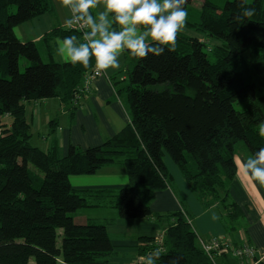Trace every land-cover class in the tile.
<instances>
[{"label":"trees","instance_id":"trees-1","mask_svg":"<svg viewBox=\"0 0 264 264\" xmlns=\"http://www.w3.org/2000/svg\"><path fill=\"white\" fill-rule=\"evenodd\" d=\"M245 6L255 14L237 21L238 0H205L195 15L187 0L186 28L204 39L179 33L175 51L136 58L126 83L113 79L130 122L99 145H70L60 156L55 143L47 150L30 143L25 102L56 97L69 106L94 60L88 68L53 60L55 40L76 35L82 41L79 30L55 27L38 41L17 38L14 27L52 12L51 0H0V264H106L113 250L106 227L115 218L73 219L103 207L122 219L169 220L160 245L159 235L141 237L139 255L159 252L154 264H264L256 252L239 259L217 251L215 263L210 260L163 159L168 154L203 208L219 203L227 228L237 229L243 213L230 195L235 145L244 141L250 157L264 147V0ZM20 57L27 60L23 71ZM112 163L126 169L127 186H71L69 176ZM164 188L172 189L180 208L153 214L155 192Z\"/></svg>","mask_w":264,"mask_h":264},{"label":"crops","instance_id":"crops-1","mask_svg":"<svg viewBox=\"0 0 264 264\" xmlns=\"http://www.w3.org/2000/svg\"><path fill=\"white\" fill-rule=\"evenodd\" d=\"M195 1L197 0L189 4L201 10L205 0L197 1L200 4ZM51 2L52 12L44 13L14 27L17 38L21 41H38L55 27L67 29L64 20L69 15L68 10L62 8L58 0H51ZM97 10L100 9H90L94 18ZM181 33L200 40L204 39L202 35L187 28ZM57 40L53 44V60L67 61L57 52ZM208 42L216 44L214 40ZM135 61L136 58L125 51L120 57L118 69H108L107 75L93 77L89 88L80 92L76 101L69 106H64L56 97L25 102V117L31 132L30 143L42 150H47L51 144L55 143L59 155L64 156L70 145L87 148L99 145L115 135L130 122V116L123 99L116 94L114 82L119 79L121 83L118 85L126 83L127 71ZM114 77H116L115 81ZM247 158L249 156L235 152L236 173L230 195L241 208L243 217L237 220L235 223L237 229L234 230L227 228L222 214L223 207L219 203L203 208L172 160L164 157V162L181 195L190 204L189 210L193 215L192 226L199 240L205 241L211 237L225 239L227 236L234 242L243 244L247 239V242L254 247L259 260H264V185L253 180L245 171L243 161ZM69 182L72 187L81 189L122 187L127 186L129 180L124 166L112 163L102 166L94 174L71 175ZM179 208L180 203L171 188L156 191L150 204L153 214H164ZM88 218H115L114 223L106 227L113 245L106 264H136L140 246L144 243L141 237H157L165 231L169 222L168 219L158 222L152 217L122 219L117 217L114 209L104 207L78 211L73 219L75 223L82 224L86 223ZM249 261L244 260L240 264H252Z\"/></svg>","mask_w":264,"mask_h":264},{"label":"clouds","instance_id":"clouds-1","mask_svg":"<svg viewBox=\"0 0 264 264\" xmlns=\"http://www.w3.org/2000/svg\"><path fill=\"white\" fill-rule=\"evenodd\" d=\"M68 10L64 23L72 29L82 23V41L76 35L57 40V52L72 65L90 66L95 74L107 75L108 69L120 67V57L127 51L133 58L159 57L175 51L178 34L186 31L187 0H58ZM242 12L234 19L250 18L255 9L238 0ZM99 8L94 18L90 9ZM112 19H109V16ZM114 25L118 27H114ZM264 134V133H262ZM238 159V158H237ZM250 177L264 185V147L243 161ZM159 252L150 254L146 264H154Z\"/></svg>","mask_w":264,"mask_h":264},{"label":"built area","instance_id":"built-area-1","mask_svg":"<svg viewBox=\"0 0 264 264\" xmlns=\"http://www.w3.org/2000/svg\"><path fill=\"white\" fill-rule=\"evenodd\" d=\"M82 27H83L82 23H74L72 29L81 31ZM96 76L97 75L95 74V67L87 70L84 73L82 85L79 88V93L86 91L89 88L92 78ZM161 241H162V235H159L156 238V243L160 245ZM199 243L203 251L207 254V256L210 258V260L213 263H215L214 257L217 251L218 252L228 251L231 256L239 259H243V257H252L255 255L254 247L246 242L243 243L241 246L234 248L231 246L229 242H226L225 239L219 237H213L207 242L200 239ZM146 258H147L146 255H139L136 258V264H146Z\"/></svg>","mask_w":264,"mask_h":264},{"label":"rangeland","instance_id":"rangeland-1","mask_svg":"<svg viewBox=\"0 0 264 264\" xmlns=\"http://www.w3.org/2000/svg\"><path fill=\"white\" fill-rule=\"evenodd\" d=\"M197 1H199V0H197ZM197 1H195L197 4H200L199 2H197ZM248 1H250V0H248ZM189 3L191 4V3H194V0H189ZM190 7L191 8H193L194 10V15H195V13H196V11L197 10H199V8L197 7V6H195V5H190ZM15 9H16V7L15 6H11L10 7V12H14L15 11ZM99 12V10H97V13ZM97 13H95V17L97 16ZM189 13H190V11H189ZM191 15H193L192 13H190ZM193 31V30H192ZM194 32V31H193ZM208 44H210L209 42H208ZM205 49V51H207V53H208V55H209V59L210 60H213V56H212V54L208 51V49L207 48H204ZM27 63V60L25 59V58H23V57H20V59H19V69H20V71H23L24 70V68H25V64ZM133 67V65H131V68ZM262 132H264V130H262ZM235 152L237 153V154H243V155H246V156H249L250 157V152L248 151V149L246 148V144H245V142L244 141H239L236 145H235ZM164 157H168L169 159H171L169 156H168V154H166L165 153V155H164ZM164 159V158H163ZM165 163V162H164ZM29 168H30V170L33 172V173H35V174H37L39 177H40V175L38 174V172H36V169L32 166V165H29ZM177 169H179L178 167H177ZM168 171H169V169H167ZM180 171V170H179ZM170 172V171H169ZM181 173V172H180ZM42 175V174H41ZM182 175V174H181ZM183 177V176H182ZM170 183H171V187H172V189L176 192L175 194H176V196L177 197H181L182 198V200L184 201V203H185V207L187 208V209H189V206H190V204L187 202V200H186V198L184 197V196H182L181 195V193H180V191H179V189H178V187H177V184L175 183V181L172 179V181H170ZM193 194V193H192ZM194 196H195V194H193ZM196 198V197H195ZM189 199V198H188ZM197 199V198H196ZM198 202H199V204L202 206L203 204L199 201V200H197ZM203 207V206H202ZM83 224V223H82Z\"/></svg>","mask_w":264,"mask_h":264}]
</instances>
